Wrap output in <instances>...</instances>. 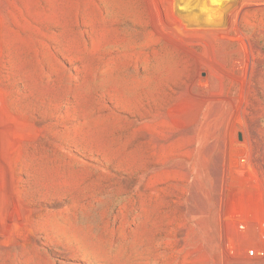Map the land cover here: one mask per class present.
I'll use <instances>...</instances> for the list:
<instances>
[{"label":"rangeland","instance_id":"rangeland-1","mask_svg":"<svg viewBox=\"0 0 264 264\" xmlns=\"http://www.w3.org/2000/svg\"><path fill=\"white\" fill-rule=\"evenodd\" d=\"M0 264H264V0H0Z\"/></svg>","mask_w":264,"mask_h":264}]
</instances>
